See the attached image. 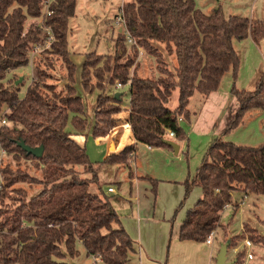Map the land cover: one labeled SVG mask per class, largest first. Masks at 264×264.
I'll return each instance as SVG.
<instances>
[{"label": "trees", "instance_id": "16d2710c", "mask_svg": "<svg viewBox=\"0 0 264 264\" xmlns=\"http://www.w3.org/2000/svg\"><path fill=\"white\" fill-rule=\"evenodd\" d=\"M77 3L0 0V119L7 120L0 125V148L5 151L0 201L15 193L18 203L14 208L0 205V264H71L69 258L79 257L78 245L94 260L92 264H129L134 241L99 185L97 170L120 164L131 173L137 148L129 145L95 166L74 136L89 130L95 139L106 138L118 125L115 116L127 110L138 144L173 149L165 141L187 139L183 123H190L191 98L196 93L208 97L228 71L238 73L240 59L234 41L250 37L258 45L264 39V20L227 17L220 8L207 14L193 0H126L121 11L129 39L122 28L113 56L92 52L83 62L82 90L100 92L91 119L76 87L77 66L68 49ZM51 38L53 42L42 53L63 60L69 78L66 94L47 97L38 83H32L21 97L10 74L32 65L33 48L45 47ZM138 47L154 58L159 76L139 75ZM118 83L129 86L126 108ZM177 89L178 107L172 110L168 104ZM116 93L121 95L116 98ZM232 94L239 104L235 114L211 143L195 178L185 183L186 197L195 187L201 188L202 197L180 225L181 241L205 243L221 227L225 208H239L233 200L236 192L264 196V144L242 146L224 139L249 113L264 112V73L253 91L234 86ZM69 123L75 133L67 130ZM22 141L31 148L44 147L43 156L28 155L19 146ZM26 163L33 166L34 175L22 169ZM80 167L93 178L81 177ZM93 186H97L95 191ZM244 240L264 246V237L256 232L236 235L227 243L235 248ZM243 254L237 255L236 264H243Z\"/></svg>", "mask_w": 264, "mask_h": 264}, {"label": "rangeland", "instance_id": "374dc122", "mask_svg": "<svg viewBox=\"0 0 264 264\" xmlns=\"http://www.w3.org/2000/svg\"><path fill=\"white\" fill-rule=\"evenodd\" d=\"M193 1L199 9L207 14L212 13L214 9L220 8L227 17L235 15L249 19L264 20V0ZM125 2L126 0H78L76 16L70 20L68 49L71 52L72 60L77 66L76 87L78 88L79 94L84 98L86 103V114L88 118L91 119L100 92L96 91L93 94H87L82 90L80 76L83 62L86 54L92 52H97L104 56H113L117 49L116 45L120 29H125L124 33L129 39L126 27L116 25L117 17L122 12L121 10ZM47 10H49V7L46 8V12ZM237 41L238 40H235L234 43ZM242 41L243 40H241V42ZM49 47L50 46L47 45L45 47H34L30 55L32 65L20 68L10 74L11 78L16 79L17 85L20 88L21 97L25 96L27 89L32 83H38L41 87V91L47 97H60L66 94V87L69 84L66 66L61 58L44 55L42 53ZM258 47L264 54V42L262 40L258 44ZM35 49H40V51L38 50L37 53L33 54ZM137 49L140 51L138 60L140 64L138 69V72L140 71L139 75L144 77L151 76L150 70L155 62L154 58L146 56V53L141 56L144 52L143 49L139 47ZM127 53L128 56H131L133 53L130 40L128 42ZM261 57L264 61V56L261 55ZM135 65H137V63ZM155 67L154 65L151 74L156 77L159 76V73L155 71ZM249 90L252 91L254 88L248 89L247 91ZM120 92L123 94L122 105L125 106L129 102V86H124ZM172 103L171 100V108ZM258 114L260 117H257ZM183 128L186 131V125L184 123ZM67 130L75 133L72 123H69ZM82 135L85 137L84 141L86 144L85 142L84 144L90 160L95 166H101L100 163L105 159V145L97 144V141L90 134L89 130L85 131ZM224 139L242 146L257 147L264 144V112L258 110L249 113L244 123L237 130L224 136ZM112 145L114 146V144ZM210 145L211 144L203 151L204 147H202V143L199 144V140L196 141V158H194L193 161L188 146L178 155L175 154L173 149L165 147L157 148L171 153L172 157H163L162 161L156 165L155 172L159 177H144V179L140 180L138 185L131 180L135 177V174H133L132 171L130 173L126 165L116 164L101 166L97 170L99 185L110 197L112 205L116 208L121 218L122 225L125 227L124 219L131 216V211L136 207L139 200L141 214L143 213L145 216H150L151 218H153L154 215H156L157 218L158 214H161L160 218H164L165 216L168 218L166 220L169 225V240H171L174 230L183 222L187 211L192 209L201 197L202 190L199 187L193 188L190 195L186 197L185 183L195 178ZM202 151L204 152L203 154ZM21 166L22 169L28 170L31 174L35 173L30 163L22 164ZM77 172L83 178H93V174H90L88 169L83 167L77 168ZM183 175H186V177L182 180ZM149 179H152L153 182ZM3 184L4 181L2 182V185ZM111 186H114L116 193L110 195L107 191ZM26 188L27 190L29 189L28 186H26ZM96 189L97 186L92 187V190L95 191ZM181 189L184 191V194L182 197H179L181 195L179 193ZM30 192L31 190L29 189V194L31 195L32 192ZM178 198L180 199L177 201V204L172 206L174 201ZM233 200L234 204H239V208L234 209L231 207L223 211L221 222L229 227L221 226L214 231V240L217 239L216 246H219L220 241L226 244L232 238L227 239L229 236L240 235L244 232L247 236H249L251 232H256L257 235L264 237V196L254 194L246 196L243 192H236ZM0 205L10 208L17 207L16 194H11L10 198L5 200V202L0 201ZM244 224H246V229L243 228ZM240 243L241 242H238V244H236L235 242V247ZM258 246H253L251 250L253 257H255L256 261L261 258L264 260V246ZM79 251V257L75 259L69 258V261L73 260L72 262L76 264L90 263V259L87 257L86 252H83L82 249H79ZM235 258V249L229 248L227 253L228 261H234Z\"/></svg>", "mask_w": 264, "mask_h": 264}, {"label": "crops", "instance_id": "0c3cea01", "mask_svg": "<svg viewBox=\"0 0 264 264\" xmlns=\"http://www.w3.org/2000/svg\"><path fill=\"white\" fill-rule=\"evenodd\" d=\"M262 41L264 42V40ZM256 45L250 37L244 39L242 42L238 40L234 43V48L240 59V67L236 76L233 70H230L222 78L217 91L211 93L208 97L196 93L191 98L189 104L190 123L185 124L187 139L184 141L174 140L180 146L179 154L188 146L193 161L196 158V141L199 140V144L202 143V147H204L203 151H205L208 145L222 134L239 105L236 97L232 94L234 86L238 90L245 91L256 88L258 80L264 73V61L261 57L264 54L258 45ZM144 54L143 52L141 56ZM154 65L155 63H153V67ZM151 70L150 75H152ZM141 77L146 78L144 76ZM171 100L173 102L172 108ZM171 100L168 107L175 110L178 107V89L173 92ZM124 107L126 108L127 105ZM115 117L118 120V125L111 134L106 138L95 139L97 144H103L106 147L104 158L111 153H119L129 145L136 146V156L131 169L132 173L135 174V177L131 179L133 183L138 185L144 177H159L155 172L156 165L162 161L163 157H172L171 153L154 147L150 149L146 144H138L130 126V114L127 110ZM257 117H260V115L258 114ZM74 138L81 145L85 146L86 142L83 135L74 136ZM112 144L115 147L114 152L111 151ZM203 151L202 154L204 153ZM185 177L186 175H183L182 180ZM179 193L181 194L179 197H182L184 191L181 189ZM179 199H176L172 206H175ZM139 205L140 201L138 200L136 207L131 211V216L124 219V228L134 241V252L130 254L129 264H216V257L220 251V247L225 243L220 241L219 246H216L217 239L211 245L206 242L181 241L179 239L181 224L177 226L172 239L169 240V225L166 220L168 218L166 216L160 218L161 214H158L157 218L156 215L153 218L145 216V214L140 213ZM227 208H231V206ZM221 226L229 227L222 222ZM233 236H229L227 239ZM253 246L258 245L252 244L251 247H247L246 240L242 241L234 248L236 250L235 260L237 261V255L240 252H244L243 264H264L262 258L258 261L255 260V257L249 258V254H252L251 250ZM78 249H82L83 252L85 251L82 245H78ZM89 259L90 263L86 264L94 262L92 258ZM72 261L69 262L76 264Z\"/></svg>", "mask_w": 264, "mask_h": 264}, {"label": "water", "instance_id": "95a60500", "mask_svg": "<svg viewBox=\"0 0 264 264\" xmlns=\"http://www.w3.org/2000/svg\"><path fill=\"white\" fill-rule=\"evenodd\" d=\"M121 95V93H116L115 97L118 98ZM165 143L173 148L175 151V154L178 155L180 151V146L171 140L165 141ZM19 146L28 154L33 155L36 158H41L44 153V147L39 148H31L27 146L23 141L19 142ZM111 151H114V146L111 147ZM229 249V243H226L221 246L220 251L216 257V264H236V260L234 261H228L227 259V253Z\"/></svg>", "mask_w": 264, "mask_h": 264}, {"label": "built area", "instance_id": "2783aa9c", "mask_svg": "<svg viewBox=\"0 0 264 264\" xmlns=\"http://www.w3.org/2000/svg\"><path fill=\"white\" fill-rule=\"evenodd\" d=\"M116 25L117 26H120V27H121V25L122 26H125V19H124L123 11L117 17ZM51 42H53V38L50 39V41L47 43V46H50ZM38 50L40 51V49H35L33 51V54L37 53ZM122 88H123V85L120 84V83H118L117 84V89H122ZM6 123H7L6 118H1L0 119V125H6ZM169 136L170 137H174L175 134L173 132H169ZM149 148L151 149L152 147L149 146ZM4 155H5V151L3 149H1V152H0V187H1L2 182H3L2 175H1V167H2V159H3ZM107 192H108V194H114V193H116V189L113 186H111V187L108 188V191ZM213 241H214V232H212L210 234V236L208 237L206 243L209 244V245H211L213 243ZM251 245L252 244L249 241H246V246L247 247H251ZM139 247H140V244H139ZM249 258L252 259L253 258V255L252 254H249Z\"/></svg>", "mask_w": 264, "mask_h": 264}]
</instances>
